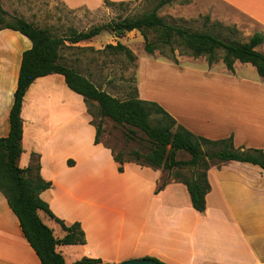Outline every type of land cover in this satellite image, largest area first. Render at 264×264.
Wrapping results in <instances>:
<instances>
[{"label": "crops", "instance_id": "1", "mask_svg": "<svg viewBox=\"0 0 264 264\" xmlns=\"http://www.w3.org/2000/svg\"><path fill=\"white\" fill-rule=\"evenodd\" d=\"M61 1L70 9H89L87 0L80 4ZM212 1L229 8L233 16L250 21L259 29L256 33L264 35V0ZM103 33L76 44L66 42L60 62L108 92V68L105 73L98 70L109 58V51H105L109 43L100 40ZM116 39L113 45L122 40ZM31 48L32 42L20 32L0 31L1 138L9 136L23 54ZM65 49L69 55L63 53ZM94 55L101 59L95 61ZM135 56L140 99L157 102L196 135L211 140L233 136L237 149L264 151V85L247 76L248 68L255 69L251 64L236 61L232 73L222 60L210 66L205 57H193L194 62L202 60L206 65L205 75L216 76L213 71L220 66L228 74L225 79L230 91L197 99L176 94L164 103L154 95L153 82L159 72L181 76L183 62L179 57L176 64L166 57ZM186 107L189 112H185ZM21 115L20 167L28 168L33 156L39 157L40 174L51 183L41 198L66 226L79 223L85 233V245L57 247L67 264L84 257L113 264L149 258L165 264H264V169L260 166L229 161L211 167V191L206 210L200 213L193 208L183 183L172 181L156 193L165 174L162 170L131 162L119 172L112 149L95 142L97 129L83 96L69 88L63 75L36 79L25 95ZM40 215L57 239L65 237L55 220L43 212ZM0 264H43L1 191Z\"/></svg>", "mask_w": 264, "mask_h": 264}, {"label": "trees", "instance_id": "2", "mask_svg": "<svg viewBox=\"0 0 264 264\" xmlns=\"http://www.w3.org/2000/svg\"><path fill=\"white\" fill-rule=\"evenodd\" d=\"M147 2L148 0H144ZM179 0H159L147 12L133 14L113 20L107 24L97 25L87 31L79 32L69 29L64 36H55L48 28H41L24 18L12 17L14 22L7 21L10 14L4 9L0 0V31L12 29L25 35L32 42V48L23 54L18 87L10 112V133L7 138L0 137V191L7 198L9 206L20 221L23 233L36 251L43 264H67L64 256L57 252L61 245H85V233L79 223L66 226L50 210L41 194L51 187L40 174L39 157L33 156V163L28 168H21L19 161L23 153V118L22 107L25 95L33 82L51 74H61L69 88L83 96L92 123L97 129L96 144L102 142L104 119L109 118L119 125L142 131L148 138L150 147L146 152L134 150L125 154L115 153L114 159L119 164V172L124 171L126 163L160 169L169 173V178L162 180L156 190L158 194L172 181L187 186L193 208L203 213L207 207L206 197L211 191L208 172L213 166L224 162L239 161L251 163L264 169V151L261 149H237L233 136L227 139L211 140L194 134L163 108L153 101L142 100L138 93L126 100H120L100 89L77 70L60 62V53L66 48V42L76 44L82 40L92 39L103 32H110L116 38H123L128 33L138 31L144 38V49L149 55L168 47L171 54L166 58L178 64L175 45L179 44L188 50L194 58L205 57L210 66L222 60L229 71L235 73L234 64L240 61L251 64L264 79V53L258 47L264 44V35L255 33L248 42L226 41L208 32L194 31L189 28L174 26L159 15V11ZM132 1L111 2L104 0L107 8H128ZM206 20H210L207 17ZM228 30H232L228 28ZM154 34V39L151 38ZM105 51L121 53L132 61L136 56L126 45L118 42L108 44ZM223 53L219 57V52ZM164 54V53H163ZM91 103L97 104L98 111L93 112ZM96 117L100 119L97 124ZM204 147L211 150H205ZM110 148V147H109ZM186 153L190 159H178L179 154ZM189 169L190 177L182 173ZM41 212L55 220L66 232L62 239H57L53 230L44 223ZM157 264H165L158 259L149 258ZM75 264H113L101 259L84 257Z\"/></svg>", "mask_w": 264, "mask_h": 264}, {"label": "rangeland", "instance_id": "3", "mask_svg": "<svg viewBox=\"0 0 264 264\" xmlns=\"http://www.w3.org/2000/svg\"><path fill=\"white\" fill-rule=\"evenodd\" d=\"M83 0H73L80 4ZM89 9L79 7L70 9L61 0H1L4 9L10 14L7 21L14 22L12 17L24 18L34 23L38 27L48 28L55 36H64L69 29L75 28L78 31H87L94 26L107 24L121 17L142 14L150 11L159 0H109L111 2L132 1L130 6L124 9L107 8L104 0H87ZM104 4V5H103ZM159 15L163 17L167 23L189 28L194 31L208 32L221 37L226 41L248 42L252 35L259 32L250 21L242 20L232 15L229 8H222L215 4L212 0H179L178 2L166 6L159 11ZM210 17V20H206ZM228 28L232 30H228ZM68 35V33H67ZM154 39V34H151ZM100 40L104 44H114L117 42L116 37L110 32H104ZM122 44L126 45L140 59L147 57L144 46V38L140 32L135 31L128 33L122 38ZM176 57H179L185 68L182 75H176L169 72H159L158 80L152 87V91H156L154 95L166 103L170 96L175 97L176 94H184L187 99H197L204 94L217 93L219 95L228 93V81L225 79L228 74L222 71L218 66L213 72L216 76L205 75L208 68L202 60L194 62L193 57L183 46L175 45ZM258 51L264 53V45L260 46ZM156 51L155 56H170L171 52L168 47ZM63 53H68L65 49ZM108 61L103 60V64L99 66L101 72L105 73L108 68V82L105 85L106 90L110 94H115L116 98L126 100L131 96L137 95L136 88V61H132L129 57L121 53H113L109 51ZM222 51L219 57H222ZM105 58V57H104ZM95 61L100 60L94 55ZM98 64V63H97ZM224 66V64H222ZM249 67H252L249 65ZM253 68V67H252ZM226 69V67H225ZM247 76L257 79L264 85V80L260 78L256 69L248 68ZM102 89V88H100ZM113 96V95H112ZM188 103V102H187ZM93 112L98 111L97 104L91 103ZM164 108V107H163ZM190 110L186 107L185 112ZM95 122L98 124L100 119L96 117ZM133 128L127 125H119L109 118L104 119V127L102 134V142L113 149L115 153L124 152L128 154L134 150H142L146 152L150 147L147 136L140 130L135 129L134 138L131 137ZM205 150H211L204 147ZM178 159H190V155L183 153L178 155ZM185 176L190 177L189 169L182 170ZM169 178V173L165 172L163 179ZM46 220V219H45ZM59 234V230L57 232Z\"/></svg>", "mask_w": 264, "mask_h": 264}, {"label": "water", "instance_id": "4", "mask_svg": "<svg viewBox=\"0 0 264 264\" xmlns=\"http://www.w3.org/2000/svg\"><path fill=\"white\" fill-rule=\"evenodd\" d=\"M120 264H157V263L150 259H132L129 261L122 262Z\"/></svg>", "mask_w": 264, "mask_h": 264}]
</instances>
